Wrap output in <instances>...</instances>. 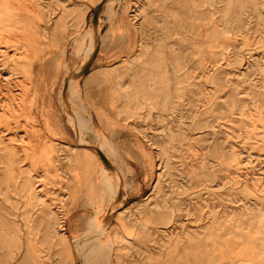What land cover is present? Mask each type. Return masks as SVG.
Instances as JSON below:
<instances>
[{"label":"rangeland","instance_id":"1","mask_svg":"<svg viewBox=\"0 0 264 264\" xmlns=\"http://www.w3.org/2000/svg\"><path fill=\"white\" fill-rule=\"evenodd\" d=\"M107 1L0 0V264H264V0Z\"/></svg>","mask_w":264,"mask_h":264},{"label":"bare ground","instance_id":"2","mask_svg":"<svg viewBox=\"0 0 264 264\" xmlns=\"http://www.w3.org/2000/svg\"><path fill=\"white\" fill-rule=\"evenodd\" d=\"M115 1L116 0H111L110 1V6H109V9L112 7V5H113V3H115ZM109 2V0L107 1V3ZM107 3H105V5H104V8H105V6H106V4ZM98 27V26H97ZM95 29H96V33H97V35H98V29L96 28V26H95ZM94 36L96 37V35H95V32H94ZM98 47H99V42H98V44L96 45V48H95V50H94V52L92 53V55H91V57H90V59H91V61L93 60V56H95L96 55V52H97V49H98ZM89 59V60H90ZM85 60V59H84ZM88 60V61H89ZM90 61V63H88L89 65L92 63ZM85 63L86 62H84V65H85ZM83 64V63H82ZM81 66V65H80ZM86 66V65H85ZM81 67H83V66H81ZM82 71V68H80V69H77V72L76 73H74V74H72V75H70V78L74 75H78L80 72ZM71 80V79H70ZM70 80H69V82H70ZM69 82H68V84H67V87H65V89H64V97L67 99L68 97H70V95H69ZM72 82H73V85H74V87L76 88V90H77V92L79 91L78 89H79V85H78V81H76V80H73L72 79ZM75 98H74V101L75 100H80L81 98H80V93L78 92L77 94H75ZM69 99V98H68ZM70 101V100H69ZM68 103V102H67ZM71 103V102H70ZM71 111V110H70ZM80 113H81V108H79V110L77 111V115H76V123H78V125H80L81 124V126L83 127V124H84V122H85V120L84 119H82V116L81 117H79V115H80ZM73 127V126H72ZM73 130H74V128H72ZM82 130H81V133H80V135H82V138L84 137V135H86L87 134V132H89L90 130H91V128L90 127H85V128H81ZM74 132V131H73ZM76 135V134H75ZM77 136V138H78V140H81V138L78 136V135H76ZM95 151L98 153V156H99V158H101V159H103V160H107V158L104 156V155H102V153H100L96 148H95ZM119 156V154L116 152V153H114V154H112V159L114 160H116L117 158L116 157H118ZM118 158H120V157H118ZM115 162V161H114ZM108 166H109V164H102V174L105 176V182L103 183V187H104V191H105V193L107 194V198L105 199V200H107V202L109 203V204H111V203H113V202H118V200H116V198L114 199V197H116L117 196V194H116V189H115V187H114V180H113V178H111V177H109V175H108V173H107V170H108ZM122 193V186H121V184H120V187H119V190H118V194H121ZM120 199H122V197L120 198ZM106 203V202H105ZM107 205V204H106ZM109 206V205H108ZM109 208V207H108ZM106 212V211H105ZM97 213V212H96ZM98 214V213H97ZM97 214H95L96 216L95 217H93L92 219H91V221H90V223H91V230H94V229H97L98 230V232H96V233H89V232H87V233H85L84 234V238L86 239V240H84V241H81L82 239H78V237L73 241L74 242V248H75V257H76V261H77V264H82V261L84 260V251L85 250H87L88 252H90L91 251V249H92V247L94 246V245H96L98 242H102V245L106 248V252H107V254L109 255L110 254V252L112 251L111 249H112V243L108 240V239H105V237H106V235H107V232H106V230H107V224H104L103 225V223L102 222H100V221H98V217H97ZM101 214V213H100ZM99 214V215H100ZM107 214V213H106ZM103 215V214H102ZM110 216V215H109ZM100 217V216H99ZM110 219V218H109ZM99 220H101V219H99ZM105 222L107 223V219L105 218ZM104 221V220H103ZM107 238V237H106ZM79 241H81V242H79ZM92 252V251H91ZM109 257V256H108ZM111 258V257H110ZM84 262V261H83Z\"/></svg>","mask_w":264,"mask_h":264},{"label":"water","instance_id":"3","mask_svg":"<svg viewBox=\"0 0 264 264\" xmlns=\"http://www.w3.org/2000/svg\"><path fill=\"white\" fill-rule=\"evenodd\" d=\"M96 23V22H95Z\"/></svg>","mask_w":264,"mask_h":264}]
</instances>
